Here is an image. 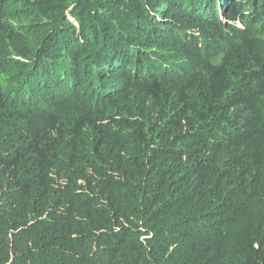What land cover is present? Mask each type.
<instances>
[{"label": "trees", "instance_id": "obj_1", "mask_svg": "<svg viewBox=\"0 0 264 264\" xmlns=\"http://www.w3.org/2000/svg\"><path fill=\"white\" fill-rule=\"evenodd\" d=\"M0 264H264V0H0Z\"/></svg>", "mask_w": 264, "mask_h": 264}]
</instances>
